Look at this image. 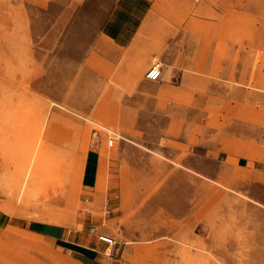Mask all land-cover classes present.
<instances>
[{
  "label": "rangeland",
  "instance_id": "rangeland-1",
  "mask_svg": "<svg viewBox=\"0 0 264 264\" xmlns=\"http://www.w3.org/2000/svg\"><path fill=\"white\" fill-rule=\"evenodd\" d=\"M113 4L0 0V264H264V0H190L180 85L90 56Z\"/></svg>",
  "mask_w": 264,
  "mask_h": 264
},
{
  "label": "crops",
  "instance_id": "crops-1",
  "mask_svg": "<svg viewBox=\"0 0 264 264\" xmlns=\"http://www.w3.org/2000/svg\"><path fill=\"white\" fill-rule=\"evenodd\" d=\"M189 9L190 0H114L90 56L109 57L121 73H144L155 58H160L162 74L180 85L191 64ZM149 85L148 80L143 81L141 90ZM99 161V151L89 148L83 186H96Z\"/></svg>",
  "mask_w": 264,
  "mask_h": 264
},
{
  "label": "built area",
  "instance_id": "built-area-1",
  "mask_svg": "<svg viewBox=\"0 0 264 264\" xmlns=\"http://www.w3.org/2000/svg\"><path fill=\"white\" fill-rule=\"evenodd\" d=\"M145 76L151 80L159 79L162 76V65H161V63L156 62V63L152 64L147 69ZM112 142H113V140H111L110 144H112ZM88 212H91V210H88ZM92 229L95 230V228H92ZM70 236H71L70 233H68L66 236V240H69ZM99 239H101L102 241L109 244L111 253H113L115 251L116 240L113 237L101 233V234H99Z\"/></svg>",
  "mask_w": 264,
  "mask_h": 264
}]
</instances>
